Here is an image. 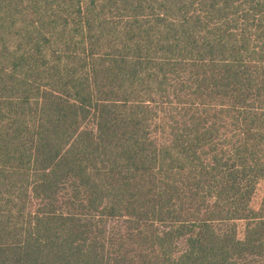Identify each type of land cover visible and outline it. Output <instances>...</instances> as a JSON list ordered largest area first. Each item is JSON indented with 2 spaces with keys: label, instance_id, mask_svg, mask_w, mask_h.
Instances as JSON below:
<instances>
[{
  "label": "trees",
  "instance_id": "16d2710c",
  "mask_svg": "<svg viewBox=\"0 0 264 264\" xmlns=\"http://www.w3.org/2000/svg\"><path fill=\"white\" fill-rule=\"evenodd\" d=\"M0 264H264V0H0Z\"/></svg>",
  "mask_w": 264,
  "mask_h": 264
}]
</instances>
